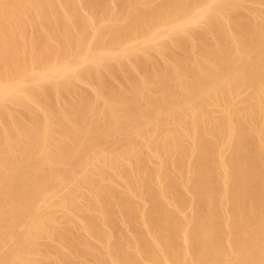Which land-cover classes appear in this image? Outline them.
<instances>
[{"label": "bare ground", "instance_id": "6f19581e", "mask_svg": "<svg viewBox=\"0 0 264 264\" xmlns=\"http://www.w3.org/2000/svg\"><path fill=\"white\" fill-rule=\"evenodd\" d=\"M239 2L243 9L230 14L228 0H0V264H55L46 260L53 250L37 246L44 236L48 246L72 247L77 264H264V8L255 25L254 0ZM187 15L233 31L202 75L180 38L128 42ZM162 32L184 37L176 26ZM190 94L222 112L192 123L196 153L174 154L162 179L133 176L144 161L155 163L138 154L135 140L173 122L177 95L190 110ZM208 127L211 139L200 138ZM233 138L237 148L227 152L221 142ZM119 159V173H109ZM185 165L196 169L191 181ZM134 195L148 205L176 197L180 205L140 209ZM43 204L64 208L70 225L49 226L57 219L39 210ZM43 226L38 236L34 228Z\"/></svg>", "mask_w": 264, "mask_h": 264}, {"label": "rangeland", "instance_id": "374dc122", "mask_svg": "<svg viewBox=\"0 0 264 264\" xmlns=\"http://www.w3.org/2000/svg\"><path fill=\"white\" fill-rule=\"evenodd\" d=\"M263 2L264 1H262V0H254V8L252 9V13H253L254 17H250V18L253 20V23L255 25L262 23L261 12L264 8V6L262 4ZM226 9L230 14H236L243 9V5L239 2V0H228V4H227ZM220 17H222V16H220ZM185 19H188L189 21H182L181 25H177L178 23L177 24L174 23V25H170V23H168L167 25H161L158 28L153 29V33L150 34L152 36H150V35L144 36L143 34H140L137 37L131 36V38L128 40V42L138 41V40H141L143 38L148 37L147 41H149V42H159L160 44H169L174 40V38H180L178 40V42L179 43L185 42L188 45V50H189L190 54L193 53L189 58V63H191L192 60L197 62V65H196L197 69L201 68L200 73L202 75L205 72L203 65H205L206 58H209V57L212 58V56H215L218 53V49H220L218 47L219 43L221 41H224L226 37H230V35L232 36L233 31L228 29V28H225V27L219 28V25H221V24L214 25L215 24L214 18H212V17L207 18L205 16L200 17L199 15L198 16L187 15ZM248 19L249 18L246 17V18H244V21H248ZM206 21L208 22V26L205 29H203V30H200V28L194 29L195 25L204 24V22H206ZM174 26H176L178 28V30L184 31V37H181L179 35V33L176 34L175 36H172V37H165V35L161 34V33H163L162 32L163 29H165V28L168 29V27H174ZM183 29H186V30H183ZM200 32H202V33H200ZM153 36H157V38H154ZM147 41H145L144 44H146ZM227 41H229V40H227ZM138 49H140V48H138ZM170 56L171 55H163L160 58L161 59H168V57H170ZM155 58H157V57H155ZM256 59H258L257 56H256ZM128 76L130 78L136 77V75L134 73L128 74ZM158 79L159 78L157 77L155 80H158ZM187 79L192 80V77L188 76ZM166 87L167 86L165 84H160L158 87V90L164 89ZM179 89L180 88H176L175 90L168 89V90L162 91L160 93V99H166L172 92L175 93V91H177ZM93 95H94V93L91 92V97L93 99H95L93 97ZM188 96H189V105L191 106L190 110H188L184 104L185 98L182 95H177L175 98L177 106L174 108V110H172V113H173L172 121L173 122H171V124H169V125H165V126H161V127H153L148 132H146V134L144 136L142 135L141 137H139V139L135 140L136 143H134L132 145V147H135V150L139 151L138 154L144 155L147 160L154 159L155 163H150V165L147 163L148 164L147 165L144 161V163H142L140 166L141 168L138 170L136 169V171L132 173L133 176H135V177H150L154 180L162 179L164 177V175L170 171L171 167L172 166L174 167V163H175V162L173 163L174 154H176V155L177 154H190V153H193V150H195L194 153H196V150L198 149L197 146H199V143L197 142V144H196V139L195 138L193 139V135L195 133L196 126H194L192 123L195 122L197 116L200 114H210V115H215V116H221L222 112L220 110V106H218V105L208 106L205 102L197 103L195 96L193 94H190ZM160 103H163V102H160ZM183 112L189 113L190 117L188 119L182 118ZM207 129H208V131H206V130L203 131L204 129L201 128L199 130L200 132L198 133V136L200 138L205 139V140L211 139V134L213 133V128L208 127ZM239 131L251 134L247 131L242 130L241 126H239ZM189 133L191 135L190 137L188 135ZM251 135H254V134H251ZM256 135H258V137L261 136L260 134H256ZM221 144L225 147V150L227 152L233 151L237 148L236 138H233L229 142H221ZM155 153L160 156L162 161H159L156 158H154ZM170 158L172 161L170 160ZM191 160H192V158H191ZM191 162L189 161V163H191ZM121 163H122L121 159H119L118 161L111 162V168H108V172L111 173V171H114V172L119 173V168H120ZM211 166H212V170L218 171V169H219L218 166H220V160H218L215 157ZM184 167L186 169V172H185L186 179L189 181L193 180L195 177L196 169L193 166H192V168H188V166L186 167V165ZM41 169H42V167H41ZM53 178H51V179H53ZM119 178H117V179H119V181L126 179L125 177L122 178V176ZM43 179L48 180L47 177H45ZM116 181L118 182V180H116ZM117 182L114 183V181L108 180L106 182V184H108L110 186L113 183L115 186V184ZM75 183L70 182L69 186H67V189H69L68 187L73 188L75 186ZM72 184L74 186H72ZM118 186H119V183L116 184L115 188H117ZM72 188H70L69 190L74 189V188L73 189ZM69 190H65L63 192L66 193L67 191L69 192ZM33 191L34 190H32V192ZM35 195H37V197L39 196L40 198L45 197V195L43 193L41 194L42 197L39 194H35ZM35 195H32V197H36ZM68 196H69V194H68ZM188 196H190V194L185 196V198L187 199ZM80 197L83 200L81 194L79 195V200L82 201L80 199ZM133 199H135V200H133L135 205L139 206L140 209L142 207L147 208L148 206H150L151 208H156V207L160 208L163 206L162 208L166 211L164 206L168 209L169 206H170L169 208H172L177 203V201H176V203L174 201V200H177L176 197L175 198L171 197V198H167V199L159 198L155 202H152V203L149 202V205L145 204L146 201L143 198H140L139 196L134 195ZM180 200H178V201H180ZM124 201L127 202V198H124ZM53 203L54 202H51V205L49 203L48 204L46 203L45 206L53 207L52 206ZM141 203H142V205H138ZM150 203L152 206L150 205ZM177 205H180V202H178ZM45 206L43 204L39 210L46 211L48 214L51 211L50 214H52V216H54L53 219H55V218L57 219V221L55 220L56 221L55 223H57L59 220H60V223H62L61 220L64 221V223H62V224H60L59 222H58V224H55L53 221L48 222L49 226H51L53 224L54 225L60 224V225H65V227H67L66 225H68V226L70 225L69 222L65 220L67 214L65 213L66 211L64 208H62V207L60 208V206H57V207L54 206V208H52V210H51L49 207H47L48 210L50 209V211L48 212V210L46 209ZM185 206L186 205H183V203H182L181 208L184 209ZM150 207L148 209H151ZM22 210L26 214L30 215V214H32V212L35 209H29V205H28L25 207L23 206ZM81 213L83 214V211ZM78 215L79 214L74 215L73 219H75L76 221L77 220L81 221V220H79L81 218H78L79 217ZM52 216H49V217H52ZM23 221H24V219L19 222L18 225H21V227L16 230L15 234L17 232L22 234L23 230H21V229H23L22 228ZM67 222H68V224H67ZM36 225L37 226L39 225L38 221L36 222ZM44 227L45 226H43L42 228H39V227L34 228V230L38 232V236L39 235L41 236V233H43V231H44ZM55 227H57V226H55ZM55 227L54 228L50 227V228H52L54 231L56 229ZM78 231L80 232V230L77 229L76 233H79ZM44 237L46 239L43 237H40L41 238L40 239L38 237L42 242L37 240V242L40 244V246H39V244L37 243L38 244L37 246L43 247L44 250H53L52 254H54V257H49V259L46 257V260H50V258H51L54 260L55 264H58V263L59 264H65V261L71 260L72 256H73V259L75 258L74 259L75 261L74 262L72 260L71 261L73 262V264H77L76 262L79 259H78V256H76L75 254L72 255V253H71V251L73 250L72 247L68 248V247L64 246L62 244V242L61 243L59 242L60 240L59 241L58 240H52V243H55V245H56V241H57V246H59V247L55 246L54 244L52 245V243L50 244L51 246L50 245L48 246V243H46L47 242L46 240L49 238H47L46 236H44ZM38 238H35V239H38ZM48 241L51 242V239H49ZM30 242H33V241H30ZM43 242L45 244H47V245H45L47 247L42 246ZM60 248H62L61 249L62 251L60 250ZM58 249H59L60 253H62L63 250L67 251L69 249L68 252H70L71 255H70V253H68V255H69V257H68V256H66L67 254L64 255L67 252H63L64 254L62 253V255H64L65 259H67V260H64V257L62 255L58 256L60 254V253H58L59 252ZM2 250H4V249H2ZM55 250H56V255H55ZM38 257H39V259H41L43 261V259H42L43 256H39V255L37 256V260H35V261H38ZM58 257H60V258L62 257V259H59ZM54 258L57 260V262ZM53 260L49 261V262L53 263ZM61 261L64 263H62ZM72 262H71V264H72ZM37 263H39V261Z\"/></svg>", "mask_w": 264, "mask_h": 264}]
</instances>
